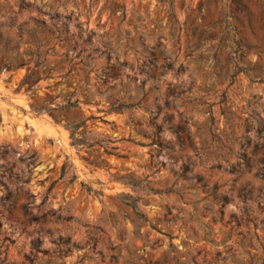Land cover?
<instances>
[{"label": "rangeland", "instance_id": "1", "mask_svg": "<svg viewBox=\"0 0 264 264\" xmlns=\"http://www.w3.org/2000/svg\"><path fill=\"white\" fill-rule=\"evenodd\" d=\"M39 20L94 70L18 88ZM0 264H264V0H0Z\"/></svg>", "mask_w": 264, "mask_h": 264}, {"label": "trees", "instance_id": "2", "mask_svg": "<svg viewBox=\"0 0 264 264\" xmlns=\"http://www.w3.org/2000/svg\"><path fill=\"white\" fill-rule=\"evenodd\" d=\"M40 26V32H37V30H35L39 34H34V36L30 37L27 40H24V42L34 43L36 46L35 50L32 47H26L22 52L21 47L18 43L12 44L11 40L1 42L5 47V51L7 53L16 51L18 52V56L17 58H15V62L12 65L13 68L16 69L19 67H27V72L22 78L18 88L26 86V89L28 91L34 93L37 90V83L39 82V80L44 76H50V73L54 68L53 66L48 65L51 55L61 56V62H63L61 66V76L63 79L69 77L70 73L75 69H77L78 73L84 71L87 75L94 70V66H91V68H87L92 64L91 59L94 58V56L91 53H86V48L84 46H81L79 48V42L76 39L74 40L70 39L69 36H61V34H56V30L52 26H49L46 20H39L38 26H36V28L38 29ZM63 28L65 30L69 29L67 21L64 22ZM59 31L61 33L62 29L59 28ZM64 39L68 40V43L65 44L67 46V50L62 53H58L55 50L56 44L54 45L53 41L57 40L56 43H63L62 41ZM26 53H31V56L29 58H26ZM111 55L112 54H110V59L112 58ZM4 62L6 63V61H3V63ZM66 62L68 63V66L65 64ZM79 65H81V67H78ZM43 67H45L44 72L41 71V68ZM109 67L110 66L105 67L103 72L98 73L102 84L105 86V88H100L101 92H105L115 87V84H108L109 77L112 75ZM76 94L77 90L72 92L66 101L57 102L56 104H53V100L41 104L32 103V109L38 113L43 111L52 112L53 110L60 108H63L67 112H69L72 109L81 106L79 98L74 99ZM112 97L113 100L111 102V110H123L131 106L130 103L120 101L119 98H116L113 95ZM54 115L60 117V119L62 120H65L66 125L71 130L73 144H75L76 146H92L93 144H95V142L87 141V138L84 135L86 130H82L80 128L82 125H85L87 119L93 117V115L88 118H70L68 113L65 114V116H61L60 113H56ZM110 141H112V139H110Z\"/></svg>", "mask_w": 264, "mask_h": 264}]
</instances>
